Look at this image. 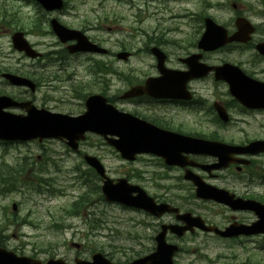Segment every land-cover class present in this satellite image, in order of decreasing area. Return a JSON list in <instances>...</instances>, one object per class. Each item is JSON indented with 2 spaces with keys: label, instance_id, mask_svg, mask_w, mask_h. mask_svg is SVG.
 Masks as SVG:
<instances>
[{
  "label": "rangeland",
  "instance_id": "obj_1",
  "mask_svg": "<svg viewBox=\"0 0 264 264\" xmlns=\"http://www.w3.org/2000/svg\"><path fill=\"white\" fill-rule=\"evenodd\" d=\"M67 1L71 8L65 16L60 18L66 25L77 28L88 22L96 23L98 0ZM145 1L147 2V20L140 23L142 16L137 15L138 8ZM203 1L206 2L205 0H107V6L113 9L109 17L115 18L116 29L112 33L105 31V34L101 35V38L106 40L103 41V45L114 53L121 50V46H125L127 51L133 54L128 63H118L114 58L107 59L122 78L120 80L117 76L111 77L112 82L114 77L116 81L112 83L113 87L110 92H117L121 95L130 87V81L136 85L146 77L157 76L154 59L147 52L154 46L159 47L167 57H170L171 63L168 64L170 68L184 69L175 58L183 57L188 50L183 47L195 42L197 33L202 29L199 25V16L208 15L217 24L224 25V22L231 18L230 12L232 17L236 13L243 12L244 16L259 28L254 42L259 38L264 41V0H210L215 6L212 9H207ZM28 2L29 4L16 0H0V8L15 12L17 14L15 18L28 25L34 22L28 17L36 14L34 6L30 1ZM231 2L236 6V10L229 7ZM136 28L145 31H137ZM28 40L36 50L42 53L60 50V47L55 46L56 39L52 36L42 38V40L29 37ZM137 40L140 42H135ZM253 55L251 48L239 51L230 45L220 51L204 54L202 60L214 66L223 62L235 65L240 63L242 68L248 71ZM74 61H69L71 66L63 67V71H60L57 66L52 67L51 74L59 77L61 82H56L54 85L56 89L51 92L44 88L40 93V95L50 93L56 101V103H51V107L55 106L54 110L60 113L77 114L83 111L79 102L68 100L69 83H63L65 79H68L66 82L71 83L83 82L81 87H84L86 83L94 82L91 79L86 80L87 66L81 65L82 59L76 60L78 66ZM32 63L34 62L12 50L9 37L4 36L0 30V68L26 72L34 68ZM261 69L264 70V61L260 60ZM260 79L264 80V72L260 74ZM191 86L202 99L196 104L199 110L190 113L187 110L160 105L153 107L156 113L172 119L174 124L183 126L184 130L202 135L215 134L226 143L238 144L248 140L264 139V111L243 113L234 105L228 111L232 118L229 125H217L214 122V113L212 111V115L209 109L214 100L227 101L229 99L225 96L226 87L215 83L211 76ZM1 90L12 94L9 89L0 85ZM84 93H98V90L93 86H88ZM116 103L131 112L136 111L132 105L123 101ZM141 114L148 115L144 112ZM93 141L95 142V139H90L89 144ZM47 145L43 147L46 149L43 152L44 159L40 160L37 158L40 149L36 144L0 142V165L13 166L24 161L25 172L18 176L22 175V178H25L24 174L30 171L29 180L32 179L33 182V185L21 186L17 192L0 196V241L4 244L3 247L6 250L16 251L20 256L38 259L42 262L49 259H62L67 263H72L75 257L86 260L93 252L99 251L110 257L113 262L120 264L127 261L135 252H144L150 248L145 238L149 236L153 228L139 227L137 212L129 213V210L120 206L101 202L99 200L100 181L97 178H89L82 188L74 186L72 182L75 181L72 178L75 175L78 176L84 166L77 160L62 163L54 160L47 162L46 156L50 153L54 154V150L59 153L63 149L60 144L49 148ZM97 155L102 159L110 178H126V175L134 170L143 171L144 179L147 181L141 183L150 196L158 202H166L179 207L181 211H190L201 216L210 224L226 225L232 215L250 221L254 220L252 214L231 213L222 206L195 199L192 187L181 180L180 172L173 169L161 171V164L156 159L144 157L137 164L126 163L117 154L112 153L107 146H103ZM59 158L60 156L55 157V159ZM62 161H65V158ZM259 168H264V156L260 157V167L254 166V169ZM160 174L166 176L164 181L150 180ZM221 174L224 179L210 181V183L237 196H251L257 200L264 197L263 185L259 183L246 185L245 181H248L246 177L236 178L225 173ZM51 177L53 179H49ZM130 182L135 181L131 179ZM179 182L185 186L180 185ZM159 184L163 189L159 187ZM83 194H85V199L82 205H85L84 207L91 213H84L83 207L78 216L70 217L67 213L70 205L78 200L79 195ZM13 203L17 204L15 216L11 212ZM93 215L96 216L98 222H103L101 223L103 227L100 228L99 233H96L98 229H94L92 231L95 233L91 234L90 224H95V221L91 219ZM60 216L62 219L58 220ZM13 218H16V224L12 222ZM29 222L32 227L25 225ZM53 222L65 225L66 229H51ZM138 223L140 224V221ZM169 242L183 248L174 257L175 264H264V236L248 240L222 241L211 235L200 233L195 236L186 235L181 239L175 238V241L170 238ZM71 244L80 245V249L76 250L71 247ZM205 255L207 260L202 257Z\"/></svg>",
  "mask_w": 264,
  "mask_h": 264
},
{
  "label": "water",
  "instance_id": "obj_2",
  "mask_svg": "<svg viewBox=\"0 0 264 264\" xmlns=\"http://www.w3.org/2000/svg\"><path fill=\"white\" fill-rule=\"evenodd\" d=\"M42 6L49 10L60 9L61 2L59 0H37ZM58 35L67 41L63 34H75L76 32L67 31L57 25ZM239 32L230 38L231 40L244 39L248 40L254 29L238 25ZM77 34V33H76ZM223 31L210 25L199 46L203 50H213L226 41L224 40ZM66 39V40H65ZM78 39V45L73 51H98L95 46L89 45L84 39ZM87 44L90 46L87 47ZM12 45L15 50L24 52L27 56L34 58L39 55L30 48L21 34H15L12 37ZM258 52L264 56V44L257 47ZM196 59V58H194ZM159 64L162 63V58L158 57ZM194 64V63H193ZM192 71L194 76H204L210 69H197L194 65ZM216 79L224 80L230 87L231 95L245 108L248 109H263L264 110V84L257 83L245 79L236 68L223 67L214 69ZM228 72V73H227ZM188 74H185V76ZM190 75V74H189ZM189 77V76H188ZM3 78L15 86H28L33 90V84L26 79L4 74ZM174 84L176 86H173ZM162 87H159L161 86ZM178 85V86H177ZM160 88V89H158ZM150 93L153 90H158V94L163 97L186 99L180 91L183 89L181 80L175 78L173 81L164 77L163 81L149 80L146 82L145 88L133 89L125 97H133L141 94L143 91ZM151 95H157L152 93ZM86 111L78 117H70L62 114H51L43 110H37L30 105L29 102L17 103L9 97H0V141L5 142H28L33 140L57 139L67 141V145L77 150L78 141H82L85 133L90 132L104 138L106 143L113 147L120 157L127 161H133L136 155L151 154L161 158L168 165H177L185 167V162L180 153L204 154L216 157L218 163L212 166H201L204 170H220L226 168L231 155H258L264 153V141L251 142L246 146H229L223 143L195 141L185 137L171 135L166 132L152 129L144 122L138 121L136 118L120 113L112 107L105 104L104 99L98 96L89 98L86 101ZM19 108L26 112V115H15L5 112V109ZM216 111L219 117L226 122L227 116L225 111L216 105ZM87 165L92 168L96 174L102 179L101 192L104 200L108 203H117L124 207L139 209L161 216L164 213H174L176 220L183 223V226H167L163 227L161 232L156 237V250L154 253L133 261L130 264H173L172 257L177 251V247L168 245L165 242L164 236L167 230L174 232L177 235H182L186 231L194 232L198 229L202 232L214 233L224 238L237 237L240 235H264V205L255 201H244L240 198H235L233 194L218 189L212 185L204 183L200 177L186 171L184 178L190 180L195 187V196L197 199L214 201L216 203L229 207L232 211H250L256 216V221L251 225H238L236 223L229 225L223 231L214 226L205 225L200 217H192L190 213L183 215L178 214V209L171 206L161 204L156 205L154 200L146 195V193L138 186H133L127 183L125 179H118L115 182L109 179L103 166L93 157H85ZM241 164H248V161L240 160ZM135 194V195H134ZM13 211L16 210V205H12ZM0 264H68L61 259H50L45 263L40 260L20 257L12 251H7L0 248ZM74 264H112L101 253H96L92 256L91 262L75 260Z\"/></svg>",
  "mask_w": 264,
  "mask_h": 264
},
{
  "label": "flooded vegetation",
  "instance_id": "obj_3",
  "mask_svg": "<svg viewBox=\"0 0 264 264\" xmlns=\"http://www.w3.org/2000/svg\"><path fill=\"white\" fill-rule=\"evenodd\" d=\"M99 5H102V3H100ZM104 10V8H101L99 11ZM100 13V12H99ZM17 14L15 12H8L5 9H0V19L2 21H5L6 23L9 22V20H14ZM109 15V13L104 14L103 16H101L100 14L97 13V17H96V24H94L95 28H102L101 22H105L107 20V16ZM8 18V20H6ZM31 20H38L40 26L39 27H31L32 25L28 23L27 26H21L20 28H16L17 30H13L11 28H7L4 30V33H7L9 35H11V33L15 32V31H21L26 37H37V38H45L47 36H52L51 31L48 29L49 28V24L48 21H50L49 16L47 14L41 13V15H39L38 11L36 10V14L32 17H28ZM45 27V29L43 28ZM93 27H89L88 25H80L77 27L78 30H80L84 35H86L88 37V39L98 45L101 46L102 45V40L97 36V34L99 33V29H95ZM110 30V29H108ZM112 54L108 51L106 56H111ZM99 57V56H98ZM257 58L258 61H254V62H250L249 65V69H248V75H250L253 78H256L258 80H260V74H262L263 72L260 70V57L255 56ZM86 61V64L92 63V65H95L94 63V58L95 56L93 55H84L83 57ZM46 59L45 56L42 57V59H40L41 62H44ZM34 62V69L36 68V65L38 64V61H32ZM41 65V64H40ZM33 71V69H31ZM93 71H97V72H101V68L100 67H93L92 69ZM49 84H51L50 82L45 83L44 85L41 86H37L36 85V91L34 93L28 91L25 88H13L8 86L6 83H2V86L8 88L12 94H13V99L17 100V101H30L35 107L37 108H46L47 110L50 111H54L55 106L51 107V103H56L55 99L50 96L49 94H43L40 95L41 90L44 89V86H48ZM84 87H88V86H93L98 90V93H101L99 95H104L107 97V100L110 104H114L116 102V99L119 98L117 94H112L110 96L109 92L110 90L108 89V85H106L105 83H101V82H97L94 83L92 82L91 84L86 83L85 85H83ZM52 85L48 86V90L51 89ZM107 88V90L105 89ZM103 91H105V94H103ZM171 104V105H177L178 107H182V105H184L182 102H175V101H168V100H153L150 99L148 97H141L135 100L130 101V104L133 105L136 109V111H134L133 113L135 115H139V117H141L142 119L146 120L147 122L151 123L152 125H155L158 128H161L163 130L166 131H171V132H175V133H179V134H184V135H190L193 136L192 133L193 132H189L188 130H184V127L179 125V124H174L172 119L166 118L164 115H160L156 113L155 108H153L152 106H160V104ZM153 108V109H152ZM180 110V109H178ZM148 113V115H142L141 113ZM51 142V141H50ZM88 139L84 142L81 143L79 145L80 147V151L77 154H72L67 147L64 145V143L62 142H55L54 144H60L63 146L62 151H60L58 153V151L54 150V154H49V156H46L45 160L47 162L54 160V161H58L59 163L62 162H67L71 159L73 160H77L79 162H82V156L84 153H87V151L91 150L92 152H98V148L92 147L91 149H89L86 145H88ZM49 142H46V144ZM91 146V145H90ZM40 147H43V145H40ZM43 149L42 148L40 151V154L37 156L38 159L43 160L44 157V153H43ZM81 152V153H80ZM60 156L59 159H55V157ZM65 158V161H62V159ZM67 158H71V159H67ZM188 159L194 163H199V164H213L214 160H212L211 158H207V157H203V156H188ZM76 169H78L76 167ZM168 169H173V170H177L178 172H180V178L183 181V171L181 169L178 168H166V170ZM193 172L199 174L203 180L205 181H218L221 179H224V177L222 176V174H205L203 172H201L198 169L192 168L191 169ZM239 170V171H237ZM245 169L241 168L239 169L237 165L233 164L231 166H229V168L227 170H225V174H227L228 172H235L234 175H238V176H242L244 174ZM166 179V176L163 177ZM138 182V181H136ZM139 183V182H138ZM188 183V182H186ZM141 185H143V183H140ZM190 185V183H188ZM141 214H143L145 216V220L144 222H140L139 227H147L152 229L149 232V236L145 238L146 241H148V245L150 246V248H147L148 251L152 252L155 248V235L158 233L160 226L163 224H168L170 217L169 216H163L160 219H154L144 213L141 212ZM231 218H235V217H231ZM13 221L16 222V218H13ZM95 221V224L92 223L90 224V229L94 230V229H99L101 222H98L97 220H93ZM244 222H247L246 220H242ZM17 223V222H16ZM86 225V223H85ZM55 226L57 227H62V224H57L56 222H53V225L50 227L51 229L54 228ZM140 229V228H139ZM141 230V229H140ZM167 237H170L169 235H167ZM138 245H141V243H138ZM149 252V253H150ZM148 254V253H146ZM146 254H139L137 252L134 253L133 256H135L134 258H138L140 256L146 255Z\"/></svg>",
  "mask_w": 264,
  "mask_h": 264
},
{
  "label": "trees",
  "instance_id": "obj_4",
  "mask_svg": "<svg viewBox=\"0 0 264 264\" xmlns=\"http://www.w3.org/2000/svg\"><path fill=\"white\" fill-rule=\"evenodd\" d=\"M25 172L24 167L19 166H9L6 164L0 165V196H7L10 193L18 191L20 185L22 184L21 181H19V176L17 173ZM261 180H264V176H260ZM27 185H33L32 183H26ZM264 201V200H263ZM78 205H75L73 207H70L69 209L72 211L79 210ZM4 244L2 241H0V246H3Z\"/></svg>",
  "mask_w": 264,
  "mask_h": 264
},
{
  "label": "bare ground",
  "instance_id": "obj_5",
  "mask_svg": "<svg viewBox=\"0 0 264 264\" xmlns=\"http://www.w3.org/2000/svg\"><path fill=\"white\" fill-rule=\"evenodd\" d=\"M231 119H232V118H231ZM233 120H234V119H233ZM233 120H232V121H233ZM228 125H229V124H228Z\"/></svg>",
  "mask_w": 264,
  "mask_h": 264
}]
</instances>
